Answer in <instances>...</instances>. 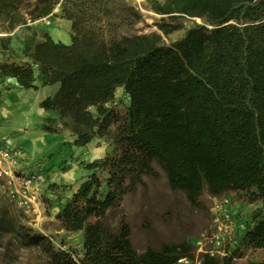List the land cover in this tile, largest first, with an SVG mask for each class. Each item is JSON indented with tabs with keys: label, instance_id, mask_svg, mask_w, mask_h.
Listing matches in <instances>:
<instances>
[{
	"label": "trees",
	"instance_id": "1",
	"mask_svg": "<svg viewBox=\"0 0 264 264\" xmlns=\"http://www.w3.org/2000/svg\"><path fill=\"white\" fill-rule=\"evenodd\" d=\"M25 1L31 0H0V21L7 29L25 22ZM60 1L28 3L29 19L51 15ZM95 1L65 0L62 17L71 21L70 43L45 32L43 40L25 47L31 62L0 63V74L22 88L36 89L37 80L60 84L41 105L70 119L76 146L101 137L118 148L117 155L87 163L93 172L56 215L65 230L83 233V255L56 248L49 236L18 223L3 205L0 236L13 233L22 246L39 251L43 264H177L194 256L188 241L139 252L125 217L109 220L145 175L157 174L156 160L170 187L184 191L193 205L204 191L239 194L260 204L233 254L207 257L203 264H264V257L240 262L248 250L264 251V0H154L161 15L156 25L165 36L184 28V17L203 19L170 44L157 32L106 40L86 17ZM97 1L107 14L118 1L121 23L142 19L125 0ZM119 87L130 99L123 112L111 105ZM43 129L56 131L49 124ZM49 187L58 189L55 183Z\"/></svg>",
	"mask_w": 264,
	"mask_h": 264
},
{
	"label": "rangeland",
	"instance_id": "2",
	"mask_svg": "<svg viewBox=\"0 0 264 264\" xmlns=\"http://www.w3.org/2000/svg\"><path fill=\"white\" fill-rule=\"evenodd\" d=\"M34 1H25L21 8L25 22L14 29H7L0 21V63L31 62L25 53V47L43 40L45 32L54 36L57 41H61L62 35L66 33H71L72 37V29L70 32L63 26L62 21L66 19L62 17L65 0L60 1L51 15L31 21L27 13L28 3ZM125 1L134 5L142 14V19L133 25L119 22L118 1L110 4L113 10L108 14L104 5L97 0L89 6L87 20L101 31L106 40L120 38L122 35H151L157 32L162 34V43L170 44L182 37L188 27L203 23L201 18L184 17V28L165 36L156 25L161 15L153 9L154 0L137 1L135 4L134 0ZM14 83L8 76L0 74V136L26 154L21 171L41 170L46 174L48 184L37 192L35 203L28 208H22L9 196L4 186L5 181L0 177V206L6 207L18 223L25 224L35 233L49 236L56 248L68 250L76 258L82 257L83 233L65 230L56 215L93 172L86 167L87 163L117 155L118 148L112 141L101 137H96L86 146H76L75 135L69 126L70 119L62 117L56 110H47L49 114L45 122L36 126L27 125L23 116L10 114L18 108L17 104L14 108L9 104L10 95L17 91ZM19 87L22 89L20 85ZM129 103V96L123 87H119L111 105L123 112ZM91 110L96 112L95 107H91ZM46 124L55 127L56 131L44 130L43 125ZM153 166L157 174L145 175L144 183L127 194L120 206L109 216L113 224L121 215L125 217L132 230V244L139 252H144L148 247L160 249L164 243L192 242L207 226L212 203V195L204 191L199 204L193 205L184 191L170 187L166 171L158 161L155 160ZM54 183L58 185V189L49 187ZM232 195L249 210L260 205L255 203L249 206L241 195ZM263 257L262 250H248L240 262L259 261ZM0 264H43V258L37 249L22 246L13 233H5L0 236Z\"/></svg>",
	"mask_w": 264,
	"mask_h": 264
},
{
	"label": "built area",
	"instance_id": "3",
	"mask_svg": "<svg viewBox=\"0 0 264 264\" xmlns=\"http://www.w3.org/2000/svg\"><path fill=\"white\" fill-rule=\"evenodd\" d=\"M21 152L0 136V177L12 200L22 208L36 202L37 192L48 184L41 170L21 171ZM255 203H248L253 206ZM231 193L212 196L208 224L192 244L195 255L179 260L183 264H203L205 258H225L241 245V237L251 222V212Z\"/></svg>",
	"mask_w": 264,
	"mask_h": 264
},
{
	"label": "crops",
	"instance_id": "4",
	"mask_svg": "<svg viewBox=\"0 0 264 264\" xmlns=\"http://www.w3.org/2000/svg\"><path fill=\"white\" fill-rule=\"evenodd\" d=\"M140 1V2H148L149 0H134L133 3ZM159 2H163L164 0H157ZM63 26L71 32V21L67 19H62ZM53 38H55L53 36ZM62 42L70 43L71 42V33H66L62 35ZM11 82H15L16 86L15 89L17 90L16 93H13L9 97V104L15 107L17 104L18 108L14 111L10 112V114H19L25 118L26 124L31 126H36L37 124H41V122H45L49 111L45 110L44 107L41 106V102L48 96H53L60 87L59 83L53 85H41V82L37 80L35 83L37 88H22L20 89L17 81L9 77ZM14 83V84H15ZM12 110V109H11ZM8 145L12 146L13 143H8V140H5ZM15 147V146H14ZM26 154L21 151V165L24 166V158Z\"/></svg>",
	"mask_w": 264,
	"mask_h": 264
}]
</instances>
